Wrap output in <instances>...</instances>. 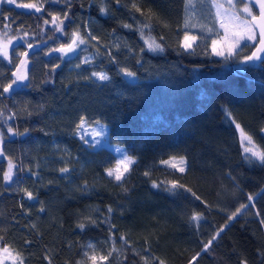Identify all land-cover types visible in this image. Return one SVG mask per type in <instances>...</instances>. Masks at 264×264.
<instances>
[{"label": "trees", "instance_id": "trees-1", "mask_svg": "<svg viewBox=\"0 0 264 264\" xmlns=\"http://www.w3.org/2000/svg\"><path fill=\"white\" fill-rule=\"evenodd\" d=\"M35 1L0 5V35L23 39L13 44L17 57L0 58V243L20 252L24 264H92L94 252L97 264H264V164L244 153L236 128L264 150V61L241 63L254 43L227 59L215 55L217 22L208 0H142L144 15L126 0H45L39 14L17 6ZM65 12L66 34L57 33L52 17L59 22ZM149 16L145 37L162 52L148 51L137 31ZM77 29L99 43L89 40L85 51L93 58L74 68L76 57L48 54ZM188 33L197 37L191 50L182 47ZM25 52L27 79L4 93ZM93 71L109 81L98 82ZM81 117L107 125V141L135 158L123 187L105 174L116 155L76 135ZM173 156L184 157L185 172L160 164ZM8 159L13 177L5 182ZM64 167L70 171L61 173ZM170 180L185 187L165 191ZM153 181L165 183L154 188ZM193 213L201 218L193 221Z\"/></svg>", "mask_w": 264, "mask_h": 264}, {"label": "snow or ice", "instance_id": "snow-or-ice-1", "mask_svg": "<svg viewBox=\"0 0 264 264\" xmlns=\"http://www.w3.org/2000/svg\"><path fill=\"white\" fill-rule=\"evenodd\" d=\"M4 2V0H0V3ZM109 2V0H101L102 5H106ZM190 2V0H188ZM239 3H243L244 7L242 9V13L246 14L247 17H251V19L245 18L244 15L232 13L230 16V19L233 23V30H229V27L225 25L224 23H221L220 27L225 29V37L231 36V42L227 44V54L225 53V50L223 48H217L218 41L213 40L212 41V47H213V53L217 56L224 57L227 59V57H231L234 55V53L238 52L241 47L244 46L242 42L247 43L248 41H255L256 43L253 44L254 50L251 51L250 55H245L241 59V63H249L254 61H264V0H238ZM7 3L14 4L16 3V0H7ZM117 6L120 5L121 0H116ZM130 3L131 9H133L136 13H140L141 15H144V12L141 8L142 0H126L125 6ZM227 3L231 6L233 4V0H227ZM258 6L259 8V14L256 15L253 13V6ZM18 7H25V8H33L36 7L35 5H17ZM212 6L217 9V16L220 15V9L224 8L223 4L217 3V0H212ZM41 9L39 7H36V11L39 12ZM101 14H107L108 9L105 6L100 7ZM69 18V13H64V20H59V17L56 15H53L52 17V26L54 27L55 31L57 33L66 34L64 32V22ZM151 16H149L148 21H141L140 26L137 28V31L140 32L141 38L144 40V46L145 48L150 52H157V51H164V48L160 43L157 42V40L152 37L151 35H148L145 37L144 29L151 27ZM45 24H49L48 20L44 21ZM124 28H132L131 24H123ZM5 27H8L7 25ZM43 30V29H42ZM27 35V33H25ZM7 36V32H4L2 35H0V55L3 56L5 60L9 59V50L8 45L12 44V40H8L7 43L4 42L3 37ZM22 39V38H21ZM163 39V37H161ZM185 43L182 45V47L185 50H188L192 48V41L195 40V37L185 35ZM89 40H95L97 43H99L98 38L93 35L90 31H88L86 34H82L80 29H77L71 33V42L62 45L58 49H54V51L62 53L64 56L67 54L75 52L81 45H85L89 42ZM28 47L31 48L32 44L29 43ZM145 48H141V51H144ZM23 56L27 57L29 53L25 52L22 53ZM112 54L109 52V56ZM113 62H115L113 58ZM139 62V61H138ZM28 61L27 59H22L20 61V64L16 66V70L12 72V77L14 79L11 80L10 83L5 85L3 87L4 93L10 92V90L13 88L16 84H23V82L27 79L26 74L24 73L23 69L27 65ZM82 63H90L89 60H84ZM80 65H77L79 67ZM121 72L127 76V77H135V73L128 71L127 69L122 68ZM92 77H95L99 81H109L110 77L102 72V71H93L91 73ZM85 79H89V77H85ZM2 115V113H0ZM235 123V121H233ZM87 121L84 117L80 118L79 123L76 125V133L79 135L81 134V130L85 129L87 125ZM99 123V122H97ZM236 128L240 131L241 136V143L245 154H250L248 157L249 159L255 158L256 160H259L262 164H264V150L257 147L256 144L253 142V138L251 135H248L242 128L241 125L236 123ZM27 129H25V132ZM8 132L12 134H16L13 132L12 128H8ZM261 132H264V128L261 129ZM21 135L23 133H20ZM92 135L93 136V143H95V137L101 135V132L96 131V129H92L91 132L85 131L81 135V139H83L85 136ZM87 143V141H85ZM244 142H247L248 146H244ZM117 151L120 152L121 149L117 148ZM0 156H4L3 150H0ZM7 158V157H5ZM172 161H176V163H172ZM136 163V160L134 157L128 156V155H122L121 159L117 160L116 165L114 168L109 167L105 169L106 176L114 180L119 186L123 187L124 181L127 179L128 175H130L131 172V166ZM161 165L173 168L181 173L185 172V167H178L179 165H185L184 157H170L168 159H163L160 161ZM13 162L11 159H8V169L3 173V179L5 182H10L13 177ZM70 170L67 167L61 168V173H68ZM145 176L149 175V172L144 173ZM164 181H160L159 183L156 181L152 182V187L157 188L160 187L161 184H164ZM167 187L164 189L165 191H173L176 189L184 188L185 186L181 183H179L176 180H170L167 181ZM85 188H87V182H85L84 185ZM127 191V189H124ZM186 191L191 192V189H185ZM25 196L32 200L34 199V196L32 192L27 191L26 189L23 190ZM193 195H195L193 193ZM196 199H200V197H196ZM252 197H249V200H251ZM246 205H241L240 208H237L235 212H233L229 217L228 220L231 221L234 217H236L240 212L241 209L245 208ZM43 211V209H41ZM109 212L112 211V208L109 207ZM201 218L200 213H193L191 219L193 221H196ZM89 222L92 224H95L96 222L93 220H90ZM78 227L83 230L86 225L85 223H79ZM220 231H223V226L221 227ZM219 235V232L217 233ZM111 239V237H110ZM216 236L212 237V240H215ZM4 237L0 236V242H3ZM121 241H125L124 236L120 237ZM212 240L208 242V244L204 245V249L206 250L208 246L212 243ZM25 243H30V241H25ZM89 248H93V245H88ZM113 251H115V248H113ZM111 253H108L107 255H102L99 257L100 262L107 261L109 259V256ZM85 256H88V253H85ZM199 256V253L196 254V256L192 257V260H195L196 257ZM11 259L13 264H24V258L20 252H18L16 249L12 248L10 245H7L5 243H0V264H4L5 260ZM45 259H48L46 256ZM89 259L92 261V264H97V257L95 252L92 256L89 257ZM49 264L51 262L49 261ZM79 264V262H78ZM160 264H164V261H160ZM242 264H246V262H242Z\"/></svg>", "mask_w": 264, "mask_h": 264}, {"label": "rangeland", "instance_id": "rangeland-1", "mask_svg": "<svg viewBox=\"0 0 264 264\" xmlns=\"http://www.w3.org/2000/svg\"><path fill=\"white\" fill-rule=\"evenodd\" d=\"M5 1L6 0H4V2ZM16 1H18L20 3V2H23L24 0H16ZM194 1H198V0H194ZM208 1H210L209 3H211V6H212V0H208ZM217 3L223 4L224 5V8L223 9H220V15L217 16V9L212 6L213 7V10H214V13H215L216 22H217L216 23L217 24L216 25V29L218 31V38H216L215 40L218 41L217 48L218 49L219 48H223L225 50V53L227 54V44L231 42V36H228L227 38L225 37V29H223V28L220 27L221 23H224L225 25H227L229 27V30L231 31V30H233V23H232V21L230 19V16H231L232 13L244 15L245 18H247L249 20L251 19V17H247L246 14H243L242 13V9L244 7V4L243 5H238L237 0H233V4L231 6L227 3V0H217ZM29 4L35 5L36 7H39L41 10H43L44 8L42 9V7L45 5V0H36L35 3H31L30 2ZM0 5H1V3H0ZM253 13H254V11H253ZM185 35H183L184 37H183V40H182V45L185 43V39H184L185 38ZM187 35L196 38L195 40L192 41V45H194L196 43V41H197L196 35H193V34L191 35V33H188ZM21 38H12V36L10 38L7 37V36H4L3 37V40H4L5 43H7L8 40H12V44L8 45V50H9V59H8V61H10L12 59V57L13 58L15 56L17 57V54H18V51L17 50L16 51L14 50V53L13 54H11V52L13 50V46H14L13 44L15 42L23 41V39H21ZM247 43L253 44V43H255V41H248ZM17 44L19 45V43H17ZM242 44H244V42H242ZM39 47L40 46H36L35 49H38ZM191 49L192 48H190V50ZM76 52H77V56L75 58V62L78 65L84 64V63H82V61H84L86 59L87 60H91L93 58V55L91 53L85 51V45H81L77 49ZM0 58L1 59H4L2 55H0ZM22 59H26V58L24 56H21L20 61ZM20 61L18 62L17 65L20 64ZM28 65H30V64L27 63V65L23 69V71L26 74V76H27L28 70H29ZM70 67L76 68L77 66L76 65H71ZM15 70H16V65L14 66V71ZM93 78L99 82L98 79H96L95 77H93ZM126 78L129 79V80H133L134 79V77H127V76H126ZM93 128L96 129V131L101 132V135L95 137V143H93V136L92 135L85 136L83 139H81V135L83 134V132H85V131L91 132ZM107 133H108V127H107V125H104L103 123H101V124L100 123H96V124H93V125L87 124L86 127H85V129H82L81 130V134L78 135L76 133V135L85 144L90 145L92 148H95L96 149V148L106 147V148L110 149L112 151V153H114L116 155V162H117V160L121 159L122 155H125V154L128 155V154L126 153V151L124 150V148L122 146L117 145V144H114V143H109L107 141ZM85 141H87V143ZM0 144H1V140H0ZM244 146H248L247 145V142H244ZM117 148L121 149V151L118 152L117 151ZM115 165H116V163H115ZM115 165L112 168H114ZM178 167H185V166L184 165H179ZM17 183L18 182H16V184ZM4 264H13V262L11 261V259H8V260H5L4 261Z\"/></svg>", "mask_w": 264, "mask_h": 264}, {"label": "water", "instance_id": "water-1", "mask_svg": "<svg viewBox=\"0 0 264 264\" xmlns=\"http://www.w3.org/2000/svg\"><path fill=\"white\" fill-rule=\"evenodd\" d=\"M23 5H29V4H23ZM32 5V4H30ZM24 10H27V11H32V13L34 14H39L41 12V10L39 12L36 11V7H33V8H25V7H22ZM253 8L255 9L254 11L256 12V15L259 14V8L258 6H253ZM58 49V48H57ZM254 50V48L252 49V51ZM77 51V50H76ZM73 52V53H70V54H67L66 56H64L62 53L60 52H57V51H52L51 53H49L48 55L50 54H62L65 58V61H69V60H72L74 57H76L77 55V52ZM251 54V53H250ZM254 62H261V61H254Z\"/></svg>", "mask_w": 264, "mask_h": 264}]
</instances>
